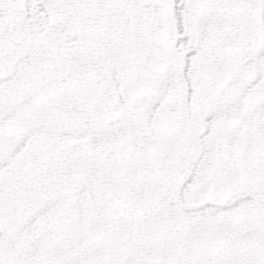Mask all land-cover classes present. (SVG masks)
Wrapping results in <instances>:
<instances>
[{
    "label": "snow or ice",
    "instance_id": "6c2138e0",
    "mask_svg": "<svg viewBox=\"0 0 264 264\" xmlns=\"http://www.w3.org/2000/svg\"><path fill=\"white\" fill-rule=\"evenodd\" d=\"M0 264H264V0H0Z\"/></svg>",
    "mask_w": 264,
    "mask_h": 264
}]
</instances>
